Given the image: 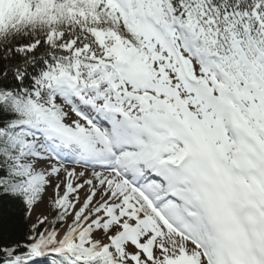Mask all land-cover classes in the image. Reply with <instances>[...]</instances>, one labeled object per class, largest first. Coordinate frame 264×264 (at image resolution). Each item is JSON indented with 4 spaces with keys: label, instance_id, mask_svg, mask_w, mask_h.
<instances>
[{
    "label": "snow or ice",
    "instance_id": "snow-or-ice-1",
    "mask_svg": "<svg viewBox=\"0 0 264 264\" xmlns=\"http://www.w3.org/2000/svg\"><path fill=\"white\" fill-rule=\"evenodd\" d=\"M0 264H264V0H0Z\"/></svg>",
    "mask_w": 264,
    "mask_h": 264
},
{
    "label": "rangeland",
    "instance_id": "rangeland-1",
    "mask_svg": "<svg viewBox=\"0 0 264 264\" xmlns=\"http://www.w3.org/2000/svg\"><path fill=\"white\" fill-rule=\"evenodd\" d=\"M43 210H44L43 208L40 209V211H43Z\"/></svg>",
    "mask_w": 264,
    "mask_h": 264
}]
</instances>
